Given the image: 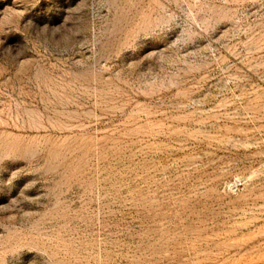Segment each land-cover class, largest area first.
Segmentation results:
<instances>
[{"label":"rangeland","instance_id":"374dc122","mask_svg":"<svg viewBox=\"0 0 264 264\" xmlns=\"http://www.w3.org/2000/svg\"><path fill=\"white\" fill-rule=\"evenodd\" d=\"M0 264H264V0H0Z\"/></svg>","mask_w":264,"mask_h":264}]
</instances>
